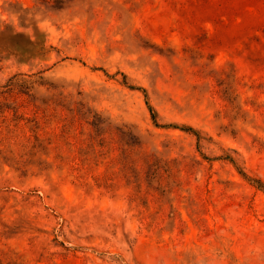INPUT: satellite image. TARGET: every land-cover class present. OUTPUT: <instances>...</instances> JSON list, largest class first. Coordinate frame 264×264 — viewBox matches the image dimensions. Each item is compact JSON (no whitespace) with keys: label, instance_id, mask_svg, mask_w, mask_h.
Segmentation results:
<instances>
[{"label":"rangeland","instance_id":"rangeland-1","mask_svg":"<svg viewBox=\"0 0 264 264\" xmlns=\"http://www.w3.org/2000/svg\"><path fill=\"white\" fill-rule=\"evenodd\" d=\"M0 264H264V0H0Z\"/></svg>","mask_w":264,"mask_h":264},{"label":"trees","instance_id":"trees-1","mask_svg":"<svg viewBox=\"0 0 264 264\" xmlns=\"http://www.w3.org/2000/svg\"><path fill=\"white\" fill-rule=\"evenodd\" d=\"M183 128H185V129H189V130H192V127H190V126H185V127H183Z\"/></svg>","mask_w":264,"mask_h":264}]
</instances>
